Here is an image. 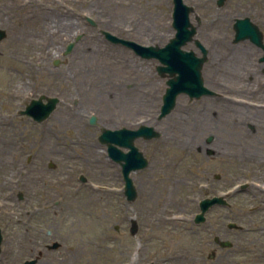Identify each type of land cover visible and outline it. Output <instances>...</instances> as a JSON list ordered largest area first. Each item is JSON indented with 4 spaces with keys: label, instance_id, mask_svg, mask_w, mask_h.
Segmentation results:
<instances>
[{
    "label": "rangeland",
    "instance_id": "obj_1",
    "mask_svg": "<svg viewBox=\"0 0 264 264\" xmlns=\"http://www.w3.org/2000/svg\"><path fill=\"white\" fill-rule=\"evenodd\" d=\"M0 29L6 32L0 42V184L7 179L0 190V264H23L39 254L36 264H216L208 258L214 208L203 225L193 218L201 200L230 183L264 190V63L252 61L262 52L242 44L220 52L219 63L209 51L202 79L215 95H180L158 119L167 81L156 73L159 63L110 43L101 31L162 47L173 32L168 4L0 0ZM186 49L198 54L192 45ZM40 95L59 99L48 120L19 114ZM140 125L160 137L135 141L149 164L131 173L137 199L127 203L120 167L98 136L103 128ZM21 173L27 180H19ZM34 175L52 183L65 178L66 187L33 184ZM237 200L247 230L242 239L263 234L264 206L252 209L242 194ZM52 242L61 246L47 250Z\"/></svg>",
    "mask_w": 264,
    "mask_h": 264
},
{
    "label": "water",
    "instance_id": "obj_2",
    "mask_svg": "<svg viewBox=\"0 0 264 264\" xmlns=\"http://www.w3.org/2000/svg\"><path fill=\"white\" fill-rule=\"evenodd\" d=\"M191 8L183 4L182 0H173L172 27L175 30V36L164 47L158 46H142L133 42L124 41L107 32H102L107 40L114 44H121L131 48L141 58L150 60L156 59L159 62L156 71L159 76L166 77L167 88L162 96V105L158 119H162L173 110L179 95H187L190 100L199 99L203 96L214 95L209 89L204 86L201 70L203 64L207 61V51L199 43L195 41L196 46L201 50L202 57H197L192 51H184L181 47L193 40L195 28L189 20ZM89 23L95 26V23L88 19ZM6 38L4 30L0 29V42ZM236 41L251 39L259 47L263 48L261 39L250 27L247 20L239 21L236 27ZM73 43L66 48L65 54L72 50ZM264 60V58H263ZM57 64V63H56ZM46 100V103H43ZM58 103L57 98H47L40 96L38 99L31 100L30 104L21 111V115L31 117L35 122L41 123L47 120L50 114L55 110ZM90 124H95V117H91ZM160 137V134L152 127L139 126L136 130L126 128L109 130L102 129L98 141L105 145L109 158L119 164L125 182V196L128 202H133L136 198L135 188L132 180L129 177L131 172L142 170L147 166V160L143 154L135 146L134 142L137 139L152 140ZM122 149L127 150L123 152ZM84 182L85 179L81 178ZM216 198L205 199L199 203L201 210L200 214L195 216L194 222L199 224L204 221V214L217 202ZM137 232V226L133 223L131 234ZM2 236L0 231V251H1ZM60 247L57 242L46 246L47 250H56ZM41 256V254H39ZM39 256L33 260L26 261L24 264H36Z\"/></svg>",
    "mask_w": 264,
    "mask_h": 264
},
{
    "label": "flooded vegetation",
    "instance_id": "obj_3",
    "mask_svg": "<svg viewBox=\"0 0 264 264\" xmlns=\"http://www.w3.org/2000/svg\"><path fill=\"white\" fill-rule=\"evenodd\" d=\"M152 1L154 3L168 4L172 14V0ZM183 3L191 8L189 17L191 22L195 23L194 38L203 44L208 53L209 51H215L219 57L217 59L219 63L222 62L223 57L220 52L236 50L242 44L262 52L257 59H252V61L264 63L260 62L264 52L253 41L250 39L240 42L236 41L238 22L247 20L250 27L260 36L264 45V0H183ZM171 34L172 36L168 41L173 38L174 32ZM123 39L135 42L131 39ZM188 45H192L197 49L194 42L187 43L184 49ZM218 179H221L219 175ZM229 185L230 189L226 191H223V189L217 190L219 192L215 195L220 198V201L213 207L214 226L209 244L213 246V252L209 253L208 258L211 259L212 257V259H215L216 264H238V257L244 259L240 264H264V226L259 228V232L263 234L256 235L249 240L245 237L242 239V234L246 233L245 231L247 230L239 222H244L240 215L245 216L241 212L242 209L237 206V197L242 194L244 199L252 205V209L262 210L264 206V197L262 196L264 190H258L247 184L235 185L230 183ZM253 188L255 191H253ZM241 240L244 241V246L238 244Z\"/></svg>",
    "mask_w": 264,
    "mask_h": 264
},
{
    "label": "bare ground",
    "instance_id": "obj_4",
    "mask_svg": "<svg viewBox=\"0 0 264 264\" xmlns=\"http://www.w3.org/2000/svg\"><path fill=\"white\" fill-rule=\"evenodd\" d=\"M25 3V2H24ZM24 3H22L21 4V9L23 10L25 7H26V4H24ZM24 4V5H23ZM18 9L19 10H21L19 7H18ZM183 106H182V102H180L179 104H178V109H181ZM207 119H208V116H205ZM208 120H210V119H208ZM70 150H72V148H70ZM83 153V152H82ZM21 179H26L27 180V177L23 174V173H21L20 174V178H19V180H21ZM32 182L31 183H33V184H36V185H39V186H44L45 188L46 187H58L59 189H63V188H65L66 187V179L65 178H61L60 180H58L56 183L54 182V183H52V182H49V181H45V179H44V177L43 176H41V175H34L32 178ZM6 181H7V179H6ZM6 181H4L3 182V184H0V190H4V188L6 187L5 186V183H6ZM22 181H24V180H22ZM56 187V188H57ZM5 206H10L9 204H5ZM162 220L165 222V223H170L172 220L168 217V216H164V217H162Z\"/></svg>",
    "mask_w": 264,
    "mask_h": 264
}]
</instances>
